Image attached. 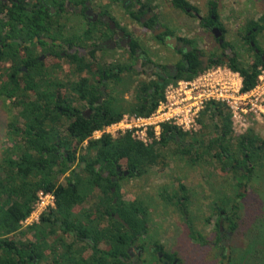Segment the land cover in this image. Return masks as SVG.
<instances>
[{"label":"trees","instance_id":"1","mask_svg":"<svg viewBox=\"0 0 264 264\" xmlns=\"http://www.w3.org/2000/svg\"><path fill=\"white\" fill-rule=\"evenodd\" d=\"M208 2L215 9V0ZM219 25L227 32L222 22ZM246 27L255 28L243 37L246 50L252 53L249 61L226 40L224 44L236 53L228 62L212 51L202 50L200 53L208 56L207 64L202 66L197 51L188 53L185 57L189 67H193L191 71L165 80L147 103L141 98L135 103H124L121 96L111 97L120 103L109 105L105 115L97 112L85 118L76 113L74 119L65 123L59 113L62 104L52 95L35 89L11 99L14 91L2 86L1 95L13 104L12 108L18 109L9 117L6 135L12 144L5 149L0 163V264H42L43 261L46 264H123L126 247L137 234L147 233L148 227L146 209L138 197L125 198V191L118 185L123 175L112 179L117 175V168L128 172L127 177H141L145 181L150 174L162 171L170 157L176 156L191 166L202 167L209 180L220 168L219 187L236 188L243 181L246 184L254 168L264 166V139L256 135L253 127L238 133L230 111L219 102L205 104L197 131L186 132L165 123L161 126L160 139L149 145L134 139L127 131L116 137L108 134L92 137L93 131L118 121L124 112L149 115L164 99L169 86L190 80L211 67L230 68L239 74L241 90L251 89L260 68H264V59L254 53L249 39L255 49H261L258 37L264 39V12L257 19H248ZM4 50L0 49V71L4 68ZM92 66L99 67V64ZM84 87L87 86L77 84L75 90L80 93ZM140 90L145 92L143 88ZM86 93L94 95L93 90ZM246 162L250 163L247 168ZM222 163L231 164L232 168L225 170ZM239 166H244L245 172ZM176 184L179 190L184 188L182 181ZM213 189L219 193V188ZM39 190L54 194L55 205L43 211L37 222L23 225L33 210ZM220 193L221 200L228 195ZM241 195V192L234 193L237 197ZM185 197L180 195L178 202ZM163 198L169 204V197ZM189 234L197 238L192 228Z\"/></svg>","mask_w":264,"mask_h":264},{"label":"flooded vegetation","instance_id":"2","mask_svg":"<svg viewBox=\"0 0 264 264\" xmlns=\"http://www.w3.org/2000/svg\"><path fill=\"white\" fill-rule=\"evenodd\" d=\"M215 3L214 9L208 0L202 5L201 0H0V49H5L0 89L5 86L14 91L11 99L35 89L52 95L62 104L59 113L65 123L76 113L85 118L97 112L105 115L109 105L120 103L111 99L113 96H121L124 103H135L139 98L147 103L165 80L192 70L185 57L188 53L197 51L202 66L207 64L208 56L200 53L206 31L216 44L211 51L217 57L225 62L234 58L236 53L224 44L226 32L219 25L220 0ZM243 18L235 23L242 39L255 31L254 27H246L250 17L245 14ZM215 32L221 33V42ZM251 46L264 59V44L257 50L254 44ZM77 84L87 86L81 89L84 94L77 93ZM92 90L94 95L86 93ZM222 165L225 170L232 168L231 164ZM244 166H239L241 172H245ZM127 174L117 169L112 179ZM204 177L196 183L204 187L205 182L219 184V179L211 182L207 175ZM245 185L243 181L237 188L236 192L243 194L240 197L229 193L224 198L225 208L214 198L203 207L197 202L178 204L184 214L185 208L191 210L194 218L186 223L189 230L196 231L197 238H189L198 242H177L167 249L150 234H137L125 249L123 264H192L188 255L190 246L195 245L203 254V264H231L229 240L238 229L239 215L238 206L232 207L244 197ZM215 188L221 192V186ZM114 190L112 187L111 192ZM200 208L207 210L206 219L201 218Z\"/></svg>","mask_w":264,"mask_h":264},{"label":"rangeland","instance_id":"3","mask_svg":"<svg viewBox=\"0 0 264 264\" xmlns=\"http://www.w3.org/2000/svg\"><path fill=\"white\" fill-rule=\"evenodd\" d=\"M204 2L205 0H201V5ZM220 4V19L227 29L225 40L236 51H241L246 61H249L252 53L246 50L245 41L240 35H237V31L241 32V30L236 28L235 23L242 21L245 14L250 18H256L262 14L264 12V0H220ZM204 38L205 41L201 44L202 50L209 52L216 48L213 38L207 31ZM258 40L262 47L264 39L259 36ZM12 107L13 104L1 95L0 89V153L12 144L11 139L6 135L9 117L18 109V107ZM205 120L210 121V118L205 117ZM250 127H253L257 136L264 139V119L261 121L254 120ZM212 176L213 179H219V182L222 178V175L217 171L213 172ZM60 179L63 180L62 177ZM199 180H205L204 169L199 165L191 166L175 156L170 157L162 171L150 174L145 179L146 182L141 177H127L125 175L118 180V185L125 191V198L138 197L146 209L147 233L169 249L177 242L185 245L190 241L189 228L186 222L192 221L194 217L190 209H185L186 214L182 213L183 211L178 207L179 202H184L186 205L197 202L202 205L214 198L217 203L223 204V206L221 205L222 208L227 205L224 199H220L222 196L220 192L218 194L213 192L215 191L213 188L219 186L220 183L213 186V184L205 182L207 187H204L202 184L196 183L200 182ZM246 180L245 195L242 199L236 200L239 214L238 229L235 236L229 240L233 257L231 264H264V166L257 165ZM179 181L184 184L182 190H179L176 184ZM210 181L213 182L212 179ZM221 187V192L230 193L234 196L239 186L236 188L231 185ZM180 195H187V197L178 202ZM163 197H169V204L165 203ZM199 211L201 218L206 219L208 217L207 210L204 211L200 208ZM194 221V225L197 224L196 219ZM23 225L26 224L23 223ZM193 238L191 239L192 243L198 242ZM190 247L189 261L192 264H203L202 252L197 250L196 245ZM182 250L184 251V247L181 248ZM42 264L46 263L43 261Z\"/></svg>","mask_w":264,"mask_h":264},{"label":"built area","instance_id":"4","mask_svg":"<svg viewBox=\"0 0 264 264\" xmlns=\"http://www.w3.org/2000/svg\"><path fill=\"white\" fill-rule=\"evenodd\" d=\"M207 101L221 102L230 111L231 121L237 132H245L254 120L264 119V68H260L254 86L241 90V78L237 72L224 66L211 67L191 80L179 81L169 86L165 98L148 116L124 113L121 118L95 130L92 137L102 134L111 137L130 132L131 136L145 145L160 139L161 125L167 123L186 132L199 129V113ZM51 192L39 190L33 210L23 223L37 222L40 214L54 207Z\"/></svg>","mask_w":264,"mask_h":264},{"label":"bare ground","instance_id":"5","mask_svg":"<svg viewBox=\"0 0 264 264\" xmlns=\"http://www.w3.org/2000/svg\"><path fill=\"white\" fill-rule=\"evenodd\" d=\"M218 67H221V66H218ZM224 67H225L226 69H228L229 71H233V70H231L230 68H228V67H226V66H224ZM233 72H235V71H233ZM192 79H193V78H192ZM190 80H191V79H190ZM180 81H183V80H180ZM178 82H179V81H178ZM178 82H177V83H178ZM177 83H176L175 85H177ZM175 85H171V86H175ZM164 98H165V95H164ZM207 102H209V101H207ZM207 102H206V103H207ZM206 103H205V104H206ZM219 103H221V102H219ZM221 104H223V103H221ZM223 105H224V104H223ZM204 106H205V105H204ZM224 106H225V105H224ZM225 107H227V106H225ZM203 109H204V107H203ZM203 109H202V110H203ZM227 109H228V108H227ZM202 110H201L200 113H199V117H200V114H201ZM124 113H130V112H124ZM124 113H123V114H124ZM147 116H148V115H147ZM198 119H199V118H198ZM262 120H263V119H262ZM257 121H261V120H257ZM163 124H165V123H163ZM161 126H162V125H161ZM97 130H98V129H97ZM93 132H94V131H93ZM160 133H161V131H160ZM92 135H93V133H92ZM98 138H99V137H98Z\"/></svg>","mask_w":264,"mask_h":264},{"label":"water","instance_id":"6","mask_svg":"<svg viewBox=\"0 0 264 264\" xmlns=\"http://www.w3.org/2000/svg\"><path fill=\"white\" fill-rule=\"evenodd\" d=\"M219 30V29H218ZM219 33V34H218ZM218 33H216L215 32V34H214V36L217 38V37H219L220 38V35H221V33L220 32H218ZM220 42L222 41V39L220 38V40H219ZM251 43V45L253 44V42L251 41L250 42ZM257 50V49H256ZM204 60H206V57H204ZM118 169V168H117ZM105 175H107V173H105ZM116 217H118V216H116Z\"/></svg>","mask_w":264,"mask_h":264},{"label":"crops","instance_id":"7","mask_svg":"<svg viewBox=\"0 0 264 264\" xmlns=\"http://www.w3.org/2000/svg\"><path fill=\"white\" fill-rule=\"evenodd\" d=\"M4 151H5V150H4ZM4 151H2V152L0 153V163H1L2 155L4 154Z\"/></svg>","mask_w":264,"mask_h":264}]
</instances>
